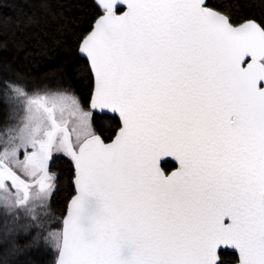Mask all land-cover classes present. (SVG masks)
I'll list each match as a JSON object with an SVG mask.
<instances>
[{"label":"snow or ice","instance_id":"snow-or-ice-1","mask_svg":"<svg viewBox=\"0 0 264 264\" xmlns=\"http://www.w3.org/2000/svg\"><path fill=\"white\" fill-rule=\"evenodd\" d=\"M96 3L86 107L0 66V264H264V21L227 0Z\"/></svg>","mask_w":264,"mask_h":264},{"label":"trees","instance_id":"trees-1","mask_svg":"<svg viewBox=\"0 0 264 264\" xmlns=\"http://www.w3.org/2000/svg\"><path fill=\"white\" fill-rule=\"evenodd\" d=\"M220 0H212L213 5ZM234 23L245 19L264 21V0H227ZM101 14L93 0H0V66L11 65V76L20 73L29 87L48 84L52 88H69L85 107L92 90L87 61L78 52L81 39ZM94 127L107 141L111 131L98 121ZM164 165L169 172L172 161ZM50 171L58 174L59 191L51 200V211L62 217L74 193L71 160L54 158ZM226 258L232 252L225 253ZM56 254L47 253L38 264H54Z\"/></svg>","mask_w":264,"mask_h":264},{"label":"water","instance_id":"water-1","mask_svg":"<svg viewBox=\"0 0 264 264\" xmlns=\"http://www.w3.org/2000/svg\"><path fill=\"white\" fill-rule=\"evenodd\" d=\"M93 1H94V3L97 5L96 0H93ZM101 14H102V13H101ZM97 18H98V17H97ZM95 20H96V19H95ZM95 20H94V22H95ZM94 22H93V24H92V27H93V25H94ZM92 27H91V29L88 31V33L92 30ZM88 33H87V34H88ZM87 34H86V35H87ZM86 35H85V36H86ZM78 52H79V46H78ZM79 54H80L81 56H83L80 52H79ZM83 57H84V56H83ZM84 58H85V57H84ZM85 59H86V58H85ZM86 61H87V60H86ZM91 91H92V90H91ZM90 99H91V94H90V97H89V101H90ZM89 101H88V102H89ZM106 142H108V140H107ZM168 160H169V161H172V162L175 164V167L178 166V164H177V162L174 160V158H171V157L166 158V161H168ZM166 161H165V162H166ZM175 167L172 168L169 172L174 171V170H175ZM73 172H74V166H73ZM72 179H73V178H72ZM73 195H75V188H74V193H73ZM73 195H72V196H73ZM72 196H71V197H72ZM71 197L69 198L68 202L70 201ZM68 202H67V204H68ZM66 211H67V205H66V208H65L64 214H66ZM64 214H63V215H64ZM54 264H55V262H54Z\"/></svg>","mask_w":264,"mask_h":264},{"label":"rangeland","instance_id":"rangeland-1","mask_svg":"<svg viewBox=\"0 0 264 264\" xmlns=\"http://www.w3.org/2000/svg\"><path fill=\"white\" fill-rule=\"evenodd\" d=\"M6 115H7L6 109L4 108L3 105H0V120L4 119L6 117ZM52 213H53V211H52ZM47 253L52 255L53 252L49 251ZM47 253L35 258L37 260V264L41 261V259L43 260V258L46 256Z\"/></svg>","mask_w":264,"mask_h":264}]
</instances>
